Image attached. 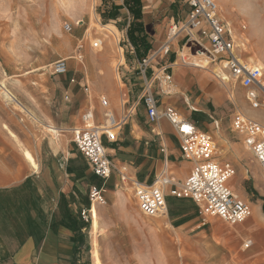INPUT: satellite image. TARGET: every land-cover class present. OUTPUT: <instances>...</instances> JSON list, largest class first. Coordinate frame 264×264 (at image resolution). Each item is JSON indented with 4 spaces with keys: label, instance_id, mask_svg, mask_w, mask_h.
Here are the masks:
<instances>
[{
    "label": "crops",
    "instance_id": "0c3cea01",
    "mask_svg": "<svg viewBox=\"0 0 264 264\" xmlns=\"http://www.w3.org/2000/svg\"><path fill=\"white\" fill-rule=\"evenodd\" d=\"M155 10V6H151L150 10L149 8L144 10L143 7L139 20L148 19V22L144 23L140 32V37H145V43L135 48L136 56L152 53L157 47L155 45H161L166 39L169 18L161 21L162 19L155 15ZM187 12L182 20L186 18ZM179 46L178 42L173 43L171 53L176 52ZM107 54L101 58L100 64H103V67L109 65L115 57V54L110 52ZM162 60L160 68L172 66L169 70L172 94L161 95L155 86L157 91L154 94L156 97L159 96L156 99L158 109L171 107L184 120L193 123L199 131L212 138L217 136L220 151L224 153L218 160L229 163L239 177L242 178L248 169L253 177L264 180V176L256 171L257 166L251 159V153L243 146L241 139L230 130L231 117L238 109L233 86L226 87L216 83L204 70L174 66L173 57H164L160 62ZM93 63L99 64L95 61ZM124 74L126 78L123 82L124 89L121 91L123 98L119 108L112 111L108 102L110 111L116 119L128 117L118 131V141L104 143L107 145L105 148L114 167L121 170L124 169L121 166H125L128 173L137 180L128 178L130 182L139 181L149 185L153 183L155 176L164 172L183 182L192 169V163L182 158L175 130L166 119H160L157 123L147 121L145 109L140 102L143 91L142 78L140 76L137 78L131 73ZM94 76L103 82L108 81L110 85L108 71L96 69ZM135 80L140 82L136 83ZM86 86L89 89L87 81ZM93 92H106L105 94L110 97L116 95L111 86L106 91L97 83L93 85ZM84 95L91 103L92 95L85 92ZM135 96L138 97L137 100L134 99ZM138 104H141V109L133 115L132 110ZM239 110L248 116L255 115L245 106ZM93 112L95 123L104 124V110L97 106ZM77 122L75 117L71 116L62 126L56 125L59 133L56 137L48 131L50 125L41 124L54 140L52 144L57 147L53 150L50 145L51 151L48 152L28 150L27 142L25 144L19 142L12 133L10 142L15 145L16 150H5L6 142L3 137L0 138V144L3 145L0 148V264H90L88 255L91 256V251L86 248L87 240H90L91 232L96 233L98 229L103 230L99 235L100 240L104 241L100 251L102 264H129L127 259L119 258L125 257V254L122 253L118 241L125 235L123 232L126 227L132 228L131 238H139L140 223L134 217L111 214L115 209H124L128 200L124 190L118 186L119 174L113 171L107 181H103L93 175L79 152L70 151L69 143H73L72 129H76ZM230 132L234 134V140L229 139ZM23 150L33 157L37 169H32L28 165ZM233 178L228 182V186L234 194L243 198L245 192L239 184L240 178H236V175ZM91 187L103 189L106 205H94L89 222L84 225L80 211L90 209ZM167 201L171 205L169 208L167 206L165 216L168 218L169 226L174 230V235L183 241L184 252L195 258L191 259L190 264H205L203 258L206 244L201 239L203 230H199L204 225L196 205L190 199L171 196L167 197ZM258 210L262 214L259 207ZM262 216L264 217L263 214ZM94 217L97 218L96 231L91 230ZM119 224L124 231L112 229ZM255 226L256 224L251 223L252 231L260 232ZM251 247L252 241L244 251ZM130 254L135 262L136 256H139L138 250L133 248ZM154 254L153 251L148 255ZM252 255L254 256L249 264H264V253Z\"/></svg>",
    "mask_w": 264,
    "mask_h": 264
},
{
    "label": "rangeland",
    "instance_id": "374dc122",
    "mask_svg": "<svg viewBox=\"0 0 264 264\" xmlns=\"http://www.w3.org/2000/svg\"><path fill=\"white\" fill-rule=\"evenodd\" d=\"M154 1L155 3L152 6L156 8L155 15L158 16V19L161 18V21H163L169 18V25L166 31L168 33L170 26L181 22L185 17L188 8L186 0ZM214 1L217 3L219 10L221 8L218 15L226 29H230L235 35L247 34L250 41L247 49L236 45L237 53L246 61L248 57L256 54L264 62V0ZM63 2L62 0H0V87L3 85L7 88L20 104L15 105L14 103L5 102L0 96V138L3 137L4 142H6V144L4 143L5 150H16L15 145L13 146L10 142V133L19 142L24 144L27 142L26 147L30 151L48 152L51 151L50 145L53 150H56L57 147L52 144L54 140L45 132L41 123L57 129L56 125L62 126L67 119L73 116L78 121L75 128H78L82 126L81 115L88 107H91L93 111L99 106L104 110L103 114L106 110L109 111L110 107L112 111L115 108H119L123 98L121 95V91L124 89L123 82H125L126 78V76H123L125 75L124 73L135 74V77H139L136 66L138 57L136 56L135 48L142 46L144 42L143 37H140L139 31L142 30L144 23H147L148 19L140 21L132 13V10L136 9L138 17H140L144 7V4L142 6L143 1L139 0V5L135 6L130 0L128 2L126 0H82L81 4H87V6L84 7V11L80 14V19L78 20H81V23L79 25H76L75 21L61 9ZM56 9L58 10L56 11ZM92 10L93 14L97 15L96 18L98 20H96L99 24L112 25L119 32V46L123 50L124 57V65L118 68L121 83L116 82L113 73L114 65L118 64L120 60L116 48H114L112 53L115 54V57L109 65L104 67L103 64H100L102 59L98 58V56L96 58L91 57L86 51L87 48L90 49L93 41L95 42L97 38H100L99 34L90 27L92 22L95 23V20L91 17ZM53 12L57 13L56 17L60 23V25L58 24L57 33H53V27L50 26L51 29L48 23L50 14ZM66 24L71 26V31L67 32L64 30ZM156 25L157 22L154 23V26ZM87 30L88 33H86ZM57 38H64L63 40L69 42L64 45ZM155 46L158 49L160 45L157 44ZM104 47L106 52L111 51L106 48V43ZM187 51L192 52L190 49ZM77 55L82 57L84 66H81L77 62L78 59L74 58ZM161 57L162 54L153 62L152 68L154 70H158L163 63V60L160 62ZM166 57L175 58V54L169 52ZM59 59L68 60V72L63 76H50L51 64ZM93 61H97L99 64H94ZM96 69L109 72L110 85H108V81L103 82L95 78ZM149 74H151V71H149ZM210 76L216 83L220 84L212 75ZM72 80H74L73 83L71 82ZM86 81L89 82V89L86 87ZM135 81L136 83L140 82L139 80ZM95 83L100 84L106 91L111 86L116 94L115 97L108 96L105 94L106 92L94 93L93 85ZM155 91L157 90L154 87ZM84 92L92 95L91 103L86 100ZM233 92L236 96L237 110L242 106L248 108L244 99V91L238 85H233ZM102 97L109 102L110 107H107V109L101 106L100 98ZM134 99L137 100L138 97L135 96ZM84 100L85 102H83ZM82 102L83 104L80 106ZM21 106L31 114L29 115L22 111L20 109ZM139 109H141V104L135 106L132 110L133 113H131L135 115ZM254 114L251 117L259 118L257 112ZM95 124L98 125L97 123ZM120 128L116 129V141L114 143L118 141L117 134ZM234 134L230 132V140H234ZM212 139L216 145L215 159L221 162L218 158L222 157L224 153L220 151V141H218L217 136ZM69 145L71 147L70 151L78 153L73 143H69ZM1 146L3 145L0 144V148H2ZM105 146L107 148V145ZM250 155L253 163L257 166V173L264 176L259 164L253 155ZM121 167L125 169L123 176L135 179L128 173L125 166ZM243 174L242 178L237 175V172L235 174L236 178H240L239 184L245 192V196L242 199L250 205L251 209L253 205L259 207L264 215V193H261L257 188L258 185L264 189V180L260 177H253L248 169ZM157 176H155V179ZM121 177L119 175L120 185L118 186L124 190L128 199L127 204L124 209H115L111 214L134 217L140 223L141 234L139 238L133 239L131 238L132 228L126 227L124 231L121 224L112 228L125 233L118 241L125 257L119 258L122 260L124 258L127 259L129 264H141L138 257L142 254L143 256L141 255V257L145 258L146 264H187V261L190 264L191 259L195 258L193 255H188L184 252L183 241L174 235V230L168 224V218H162L160 217L161 215L159 217L144 215L134 195V182H130L127 179L122 180ZM173 179L175 183L180 182L175 178ZM144 185L149 186L151 184ZM240 186L238 185L239 188ZM165 193L167 195L166 206L169 208L171 205L167 201L169 190L166 189ZM83 211H80L81 221L84 225H87L89 219L88 221L84 219ZM206 221L207 224L199 229L203 230L201 239L206 244L204 245L206 252L203 258L205 264H249L252 256H254L252 253H264V234L252 231L251 222L248 223L249 220L242 225L236 226H228L215 218H207ZM149 227L150 229H148ZM233 228L240 232L241 237L234 238L224 235L223 231L232 230ZM102 232V229H98L96 233L91 232V238L87 240L88 245L86 246L89 252L92 250L93 245L97 244L100 253L102 242H104L99 237ZM248 240L252 241V247L247 251L241 252L243 251L242 245ZM133 248H136L139 252L135 262L130 256ZM153 251L156 255H148L149 252ZM88 261L93 264L90 254L88 255Z\"/></svg>",
    "mask_w": 264,
    "mask_h": 264
},
{
    "label": "built area",
    "instance_id": "2783aa9c",
    "mask_svg": "<svg viewBox=\"0 0 264 264\" xmlns=\"http://www.w3.org/2000/svg\"><path fill=\"white\" fill-rule=\"evenodd\" d=\"M186 3V18L170 26L165 41L151 54L139 57L136 66L143 81L140 102L145 109L147 121L157 123L160 119H166L171 124L179 140L181 156L192 163V169L187 178L178 183L168 174L161 173L149 186L140 183V187L134 188V195L140 210L146 216L166 214L165 191L168 189L169 196L190 199L196 205L202 225L206 224L207 218L218 219L228 226L242 225L250 218L251 207L228 186V182L235 175V169L229 163H221L215 159L216 145L210 135L199 131L193 123L184 120L171 107L158 109L154 87L157 85L161 95L172 94L169 72L172 66L154 70L152 64L159 55L162 54V59L171 52L172 39L179 35L176 42L180 46L174 52V66L199 69L192 61L206 60L210 67H216L220 74H223L214 78L221 85H238L244 91L248 109L257 112L259 118L237 110L231 117L230 128L241 139L243 146L253 155L263 172L264 73L261 68L247 62L237 53L236 43L220 20L218 6L214 0H186ZM64 30L71 31V26L66 24ZM93 45L98 48L100 43L94 42ZM188 47L192 52L187 51ZM67 72L66 59L52 63L49 71L50 76H63ZM100 103L103 108L109 107L108 101L103 97ZM103 118L110 122L112 128L118 129L128 117L116 119L109 109L103 114ZM81 121L82 126L72 129V142L84 157L93 175L107 181L113 171H116L122 176V180H128L123 176L124 169L117 170L114 167L104 145L105 142L114 143L116 134L105 131V124L95 125L91 107L81 115ZM89 200L90 209L82 213L86 221L90 218V210L94 204L106 205L103 189L91 187ZM250 245L251 241H246L245 247Z\"/></svg>",
    "mask_w": 264,
    "mask_h": 264
},
{
    "label": "bare ground",
    "instance_id": "6f19581e",
    "mask_svg": "<svg viewBox=\"0 0 264 264\" xmlns=\"http://www.w3.org/2000/svg\"><path fill=\"white\" fill-rule=\"evenodd\" d=\"M143 1V4H144V8L145 9H148L150 8V6H152L155 1L154 0H142ZM63 2V0H62ZM82 0H65L61 6V9L64 11V13H66L70 18H72L76 25H79V23H81V20H78L80 19V14H82V12L84 11V7L87 6V4L85 5H82ZM88 3V2H87ZM217 4V3H216ZM218 6V5H217ZM91 8V7H90ZM93 8V7H92ZM94 9V8H93ZM58 9H56L57 11ZM87 10V9H86ZM91 10V9H90ZM221 10V8H220ZM220 10L218 8V14L220 13ZM95 12V11H94ZM57 13L53 12L50 14V17H49V27H53V33L56 32L57 33V30L59 29L58 27V24L60 25V23L58 22V18L56 17ZM90 16V15H89ZM97 16V15H96ZM95 14H93V10H92V13H91V17L95 20V23L92 22V27L100 36V38H97L95 42H98L100 43V46L98 48H94L93 44H94V41L92 42V45L89 48L86 49L87 53H89L91 55V57H100L103 58L104 55L107 54V52L105 51V47H104V44L106 43V48L107 46H109L110 50V54L113 53L114 51V48H116L118 54H119V57H120V60L118 61V64L114 65L113 67V73H114V78L116 80L117 83H121L120 82V76H119V73H118V68L120 65H124V59H123V50L122 48L119 46L120 44V38H119V32L118 30L112 26V25H102V24H99L98 23V19L96 18ZM97 19V20H96ZM228 24V23H227ZM50 27V28H51ZM230 27V26H229ZM52 29V28H51ZM92 29V30H93ZM231 33V36L232 38L234 39L235 43H237L236 45L239 47V46H242L244 49H247V45L248 43H250L248 37H247V34L246 33H242V34H239V35H235V33H233L230 29H228ZM50 33V32H49ZM60 33V32H58ZM86 33H88V30L86 31ZM233 34V35H232ZM51 35V34H50ZM92 36V35H91ZM234 36V37H233ZM60 37V36H59ZM179 38V35L174 37L172 39V43H176L177 39ZM64 38L62 39H59L57 38L58 41L62 42L64 45H67L69 41H65L63 40ZM67 40V39H66ZM95 49V50H94ZM108 49V48H107ZM116 50H115V53H116ZM104 52H106L104 54ZM254 53V52H253ZM109 54V53H108ZM107 54V55H108ZM253 55V54H252ZM81 56L77 55L76 57L74 58H79ZM69 58V57H67ZM82 58V57H81ZM247 61L259 68L262 69L263 73H264V62L262 60L261 57L257 56L256 54H254V56H250L247 58ZM80 65L83 64V60L82 59H78L77 61ZM97 62V61H96ZM193 63H195L197 65V67H199V69L201 70H204L206 72H208L210 75H212L214 78L216 77V75H223V74H220L219 70L216 68V67H210L209 66V63L208 61L206 60H201V61H198V60H193L192 61ZM84 66V64H83ZM50 67V66H49ZM87 87V86H86ZM0 96L3 98V100L5 102H10V103H14L15 105H20L17 100L15 99V97L12 95V93L7 89L5 88L3 85L2 87H0ZM20 109L22 111H24L25 113H28V111L23 108L22 106L20 107ZM253 113H255L253 111ZM29 114V113H28ZM31 114V113H30ZM29 114V115H30ZM32 116V115H31ZM42 124V123H41ZM104 124L106 125L105 126V131L107 132H112L113 134L116 132V128H112L110 126V122L109 121H105L104 120ZM96 125V124H95ZM49 126V125H47ZM49 128V132L52 133V135H57L58 133V130L53 128L52 126L51 127H48ZM77 129V128H76ZM62 132V131H61ZM110 132V133H111ZM59 134V133H58ZM62 134V133H61ZM9 135V134H8ZM54 137V136H53ZM22 149V148H21ZM23 155L26 157V159L28 160V165L32 168V169H37V165L35 163V161L33 160V157H31V155L26 151V150H23ZM164 171V170H163ZM165 173V172H164ZM233 178V177H232ZM235 178V177H234ZM233 178V179H234ZM133 179V178H132ZM130 180V179H129ZM134 182V186L135 188L136 187H140V183L139 182H136V181H133ZM258 189L261 193H264V189L260 188L258 186ZM236 195V194H235ZM95 205V204H94ZM94 205L92 206L91 210L93 209ZM91 210H90V215H91ZM154 216L156 217H159L158 215L156 214H153ZM162 218H166L165 215H162L160 216ZM251 222L253 224H256L255 227H258L259 230H260V233L264 234V217L262 216V214H260L259 210H258V207L255 205L252 206V210H251V216H250V219L248 221V223ZM166 225V224H164ZM97 218L94 217L93 219V222H92V225H91V229L92 231H96L97 230ZM150 229V227L148 228ZM218 229V228H217ZM98 231V230H97ZM224 235H227V236H232V237H241L240 235V232H238L235 228H233L232 230H225L223 231ZM141 241V240H140ZM245 244H246V241L245 243L242 245V249L243 251L245 250ZM155 245V244H154ZM232 245V244H231ZM157 246V245H155ZM158 247V246H157ZM149 248V247H148ZM135 249V248H134ZM159 250V249H158ZM136 252V251H135ZM142 255V254H141ZM138 257V259L140 258V262L141 264H146L145 263V258L143 257ZM143 256V255H142ZM180 256V255H179ZM91 257H92V260H93V264H102V261L100 259V253H99V247L97 244H94L93 247H92V250H91ZM162 258V257H161ZM147 259V258H146ZM163 259V258H162ZM165 259V258H164ZM160 262V261H159Z\"/></svg>",
    "mask_w": 264,
    "mask_h": 264
},
{
    "label": "trees",
    "instance_id": "16d2710c",
    "mask_svg": "<svg viewBox=\"0 0 264 264\" xmlns=\"http://www.w3.org/2000/svg\"><path fill=\"white\" fill-rule=\"evenodd\" d=\"M135 6H138L139 5V0H130ZM126 2H128V0H126ZM125 2V3H126ZM131 8H133V7H131ZM132 13H134L135 15H136V17L138 18V19H140V17H138V11L136 10V9H133L132 10ZM139 32H142V30H140ZM143 40H144V42H143V44L145 43V37L143 36ZM142 55H138L137 54V57H141Z\"/></svg>",
    "mask_w": 264,
    "mask_h": 264
}]
</instances>
